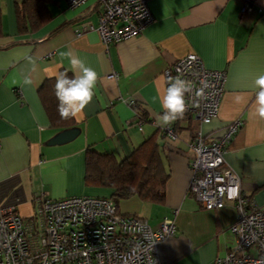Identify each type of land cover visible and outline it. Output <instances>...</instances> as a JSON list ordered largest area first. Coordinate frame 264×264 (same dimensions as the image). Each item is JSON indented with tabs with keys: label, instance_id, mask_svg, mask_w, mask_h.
<instances>
[{
	"label": "crops",
	"instance_id": "1",
	"mask_svg": "<svg viewBox=\"0 0 264 264\" xmlns=\"http://www.w3.org/2000/svg\"><path fill=\"white\" fill-rule=\"evenodd\" d=\"M23 2L0 0V215L14 208L29 218L34 198L42 194L51 199L109 196L108 190L85 182L87 150L120 160L156 133L169 173L164 200L133 197L119 202V211L146 219L152 229L165 220L174 222L175 233L156 249L163 264H214L229 253L237 210L233 202L204 209L189 192L190 143L199 129L217 138L240 120L225 158L240 177L242 193L264 206V120L253 115L252 87L264 73V0H255L253 10L245 13L244 0H148L154 21L141 35L108 47L97 31L102 12L97 0L78 8L65 0H46L48 20L26 31L17 18ZM69 50L86 60L99 79L83 118H74L79 135L50 146L48 141L64 129L51 125L39 89L61 71L73 75L61 55ZM188 54L197 55L207 69L225 72L224 95L210 124L182 119L177 137L169 139L156 120L163 113L158 78ZM25 76L32 78L31 85L24 84ZM130 100L141 107V129Z\"/></svg>",
	"mask_w": 264,
	"mask_h": 264
},
{
	"label": "built area",
	"instance_id": "2",
	"mask_svg": "<svg viewBox=\"0 0 264 264\" xmlns=\"http://www.w3.org/2000/svg\"><path fill=\"white\" fill-rule=\"evenodd\" d=\"M65 1L78 8L89 0ZM254 1L244 0L242 12H251ZM97 2L102 8L97 31L106 47L141 35L154 21L148 0ZM163 75L179 76L192 87L185 95L187 110L178 122L190 119L203 126L218 117L225 72L207 69L197 55L188 54L167 66ZM201 91L203 95H198ZM129 104L137 108L133 100ZM176 122L164 129L169 139L177 137ZM241 125L240 120L231 123L217 138H207L199 129L190 143L189 192L204 209L219 210L233 202L237 210L230 228L235 245L214 264H264V206L242 193L240 177L225 158L227 145ZM174 233L173 221L152 229L146 219L122 214L110 198L51 199L42 194L34 198L29 218L14 208L0 215V264H163L156 257L157 246Z\"/></svg>",
	"mask_w": 264,
	"mask_h": 264
},
{
	"label": "trees",
	"instance_id": "3",
	"mask_svg": "<svg viewBox=\"0 0 264 264\" xmlns=\"http://www.w3.org/2000/svg\"><path fill=\"white\" fill-rule=\"evenodd\" d=\"M45 1L24 0L18 7L17 18L21 31H26L30 26L32 30H36L48 20ZM55 83L56 79H50L42 85L39 89L40 99L53 127L72 128L74 118L62 119L57 111ZM141 111L137 104L136 116L139 122H144ZM189 123H192L190 119ZM160 153L156 133L136 147L129 156L120 160L111 153L101 154L88 149L85 182L87 185L108 190L109 196L105 198L112 199L117 206L119 202L133 197L152 203H162L169 173L163 167Z\"/></svg>",
	"mask_w": 264,
	"mask_h": 264
},
{
	"label": "clouds",
	"instance_id": "4",
	"mask_svg": "<svg viewBox=\"0 0 264 264\" xmlns=\"http://www.w3.org/2000/svg\"><path fill=\"white\" fill-rule=\"evenodd\" d=\"M61 55L69 60L73 75L70 77L67 71L56 75L54 88L58 100L57 111L65 120L77 117L82 119L84 109L93 101L99 76L86 60L71 50ZM158 79L161 84L157 87V92L163 113L158 114L156 120L159 126L169 127L184 116L187 110L185 95L191 92L192 87L189 81L179 76L165 78L162 75ZM23 82L25 85H31L33 80L30 76H25ZM252 87L255 93L253 115L264 120V73L254 78ZM198 95H203V92Z\"/></svg>",
	"mask_w": 264,
	"mask_h": 264
},
{
	"label": "water",
	"instance_id": "5",
	"mask_svg": "<svg viewBox=\"0 0 264 264\" xmlns=\"http://www.w3.org/2000/svg\"><path fill=\"white\" fill-rule=\"evenodd\" d=\"M80 133V129L76 127L64 129L58 132L53 138L48 141V145H63L73 141Z\"/></svg>",
	"mask_w": 264,
	"mask_h": 264
},
{
	"label": "rangeland",
	"instance_id": "6",
	"mask_svg": "<svg viewBox=\"0 0 264 264\" xmlns=\"http://www.w3.org/2000/svg\"><path fill=\"white\" fill-rule=\"evenodd\" d=\"M251 252L254 253V250H252Z\"/></svg>",
	"mask_w": 264,
	"mask_h": 264
}]
</instances>
